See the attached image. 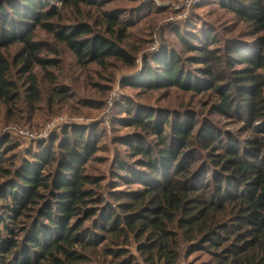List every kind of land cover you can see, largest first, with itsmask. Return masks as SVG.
<instances>
[{
	"label": "trees",
	"instance_id": "16d2710c",
	"mask_svg": "<svg viewBox=\"0 0 264 264\" xmlns=\"http://www.w3.org/2000/svg\"><path fill=\"white\" fill-rule=\"evenodd\" d=\"M50 1L0 0V105L8 111L21 98L10 76V47L21 45L17 58L27 75L28 105L42 98L35 66L55 81L47 68L56 61L41 56L43 47L34 41L37 29L66 45L84 66L104 65L111 58L136 64L122 45L129 26L125 20L104 10L105 31L89 22L66 25L56 20L59 10ZM55 1L75 8L105 3ZM222 3L255 33L264 31V0ZM178 35L186 49L197 52L195 61L204 64L200 73L186 71L178 53L164 48L153 56L155 64L145 59L135 85L212 91L216 111L249 123L253 136L239 140L189 113L172 116L129 104L121 122L134 131L121 143L130 160L118 157L115 174L117 183L138 188L110 190L112 202L99 190L101 179L87 169L101 150L99 133L64 128L61 136L37 141V150L14 165L6 164L9 146L4 152L6 140L1 141L0 264H93L97 254L131 264L122 257L128 253L123 246L132 241L147 264H178L186 245L189 253L210 254L204 264H264V44L247 52L227 42L223 52L213 48L212 31L203 38ZM227 52L231 63L243 66L224 84L219 65Z\"/></svg>",
	"mask_w": 264,
	"mask_h": 264
},
{
	"label": "rangeland",
	"instance_id": "374dc122",
	"mask_svg": "<svg viewBox=\"0 0 264 264\" xmlns=\"http://www.w3.org/2000/svg\"><path fill=\"white\" fill-rule=\"evenodd\" d=\"M103 1V7L81 4L79 8L62 7L55 0L50 2L58 7L56 20L66 25L89 22L95 30L105 31L104 10L125 20L129 26L122 45L135 57V66H128L114 58L108 59L104 65L90 63L84 66L66 45L57 42L44 30L37 29L34 41L43 47L41 56L56 61L55 65L47 68L54 74L55 81L51 82L41 66L34 67L42 98L31 107L24 99L27 75L22 72V63L17 58L21 45L10 47L6 51L11 63L10 76L17 82L21 98L13 103L11 111L0 105V142L6 140L2 148L4 152L9 146L5 154L7 165L20 164L30 151L37 150V141L49 139L55 134L61 136L64 128L71 130L76 126L88 132L91 130L101 136V150L89 161L87 169L101 179L99 190L106 200L112 202L110 190L138 188L136 185L128 187L117 183L115 174L118 157L130 160L127 145L121 143L134 131L121 122L127 116L125 110L129 104L171 112L172 116L189 113L201 121H213L221 132H231L239 140L253 136L254 132L250 130L253 127L249 123L238 116L231 117L216 111L218 98L212 91L197 92L177 87L153 90L135 85V82L144 74L145 59L155 64L153 56L159 55L164 48L178 53L186 71L200 73L198 70L204 64L195 61L197 52L186 49L178 33L198 34L199 38H203L204 34L212 31L216 39L213 48L220 47L225 52L224 46L230 42L249 52L264 44V31L255 33L254 27L240 20L235 12L225 7L222 0H201L189 10L185 9V0ZM193 42L200 44L198 39ZM223 59L224 62L219 65L220 71H225L222 82L228 84L233 80L234 71L243 65L235 61L231 63L228 52ZM51 122H55V127L46 137H41L40 133ZM18 130L27 131L29 135H22ZM86 225H91V222ZM123 247L128 253L122 260L128 259L131 264H147L135 241ZM187 247L178 264H204L210 260L211 256L206 251L189 253ZM93 260V264H119L116 258L101 254Z\"/></svg>",
	"mask_w": 264,
	"mask_h": 264
},
{
	"label": "built area",
	"instance_id": "2783aa9c",
	"mask_svg": "<svg viewBox=\"0 0 264 264\" xmlns=\"http://www.w3.org/2000/svg\"><path fill=\"white\" fill-rule=\"evenodd\" d=\"M201 0H185L184 1V6L186 10L191 9L192 7H194L195 5L199 4ZM55 127V122H51L49 123L46 128L40 133L41 137H46L51 130ZM20 134L22 135H29V132L24 131V130H18Z\"/></svg>",
	"mask_w": 264,
	"mask_h": 264
}]
</instances>
